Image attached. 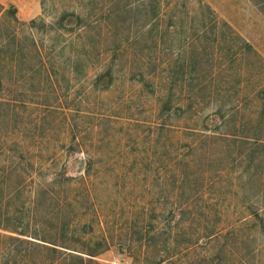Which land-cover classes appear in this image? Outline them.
<instances>
[{
    "label": "rangeland",
    "instance_id": "obj_1",
    "mask_svg": "<svg viewBox=\"0 0 264 264\" xmlns=\"http://www.w3.org/2000/svg\"><path fill=\"white\" fill-rule=\"evenodd\" d=\"M0 6V264H264V0Z\"/></svg>",
    "mask_w": 264,
    "mask_h": 264
},
{
    "label": "trees",
    "instance_id": "obj_2",
    "mask_svg": "<svg viewBox=\"0 0 264 264\" xmlns=\"http://www.w3.org/2000/svg\"><path fill=\"white\" fill-rule=\"evenodd\" d=\"M0 8H1V6H0ZM8 13L11 15V18H13V19H16L15 18V14H16V9L15 8H13V7H11V9L8 11ZM71 18V19H69V20H67V18ZM38 22H41V21H31L30 23H29V28L30 29H32V28H34V27H36L37 25H38ZM69 23V25L70 24H72V26H75V27H78L82 22H83V20H81V17L80 16H77V15H75V14H71V15H62L61 16V18L59 19V22H58V29H67V25H64V23ZM42 23V22H41ZM43 24V23H42ZM41 24V25H42ZM44 25V24H43ZM42 25V26H43ZM44 27V26H43ZM14 35V36H13ZM12 36L9 34V37H8V40H2V42H1V44H0V51H2L3 49H6V48H10V46H11V44H15V45H17V42H16V40H17V36H15V34H13ZM29 43H30V45H29V47H24V48H26L27 50H29V52H28V54L30 53V54H33V52L35 51L36 53H38V54H36V56L38 55V60H39V63H40V65H42V62H41V56H40V51H39V49H38V47H37V44H36V42L33 40V38H29ZM16 47L17 46H14L13 47V53H15L16 52ZM18 48H21V47H18ZM28 48H30V49H28ZM107 73V72H106ZM106 75H108L109 76V79H110V83H111V78H110V76H111V74L110 73H108V74H106ZM98 81H100L99 79H98ZM100 83V82H99ZM107 87V86H106ZM107 89V88H106ZM105 89V90H106ZM11 166V165H10ZM18 169V167L17 166H15V165H12V167L11 168H6V169H2V171H3V174H10L13 170H17ZM30 169L32 170V172H33V170L35 169V167H34V165L32 164V165H30ZM32 175V174H31ZM4 191H5V189H4V187L2 186H0V200H1V202H0V204L2 203V200H3V198H4ZM8 196H11V194L10 193H8ZM1 207H0V212H1ZM4 219H3V222H0V230H3V231H5V232H8V233H10V234H14V235H16L15 237H11V236H5V237H1L0 238V240H3V241H8L9 243L8 244H12L11 246H12V248L11 249H19L21 246H22V244H26L25 242L26 241H28V240H25L24 238H26L27 236H26V231H24V230H19V229H21L20 227L21 226H19L20 224H18V226H14L15 228H11L10 227V223H11V221H12V219H13V217H11V216H9V215H11V214H9V213H7V211L4 213ZM18 222H20L19 220H18ZM64 237H66V234H62V238H64ZM191 241L192 240H190V243H191ZM43 242H45V241H43ZM106 241H105V239L103 238L102 239V244H97L98 245V247L99 248H104V246H106ZM31 245L32 246H35L36 244L33 242V243H31ZM44 245H47V244H44ZM50 245V247L49 248H43V249H46L47 251H49V253L50 254H53L54 255V257H53V259L51 258V260H50V262H49V264H65V262H66V260L69 258V259H77V260H79V264H95V262H93V259H91V258H94L97 254H98V252L97 251H91L90 250V252H86L85 254L86 255H88V257L90 258V259H88V260H84L82 257L81 258H79V257H75L73 254H71V253H69V254H67V255H65L64 253H66V252H63L61 249H64V250H71V249H69V248H66L65 246H61V245H58V244H56V243H51V244H49ZM36 247L37 248H35L36 250H42L41 248H40V246H39V244H37L36 245ZM47 247V246H46ZM10 248H8L7 247V250H9L10 251ZM188 249V248H187ZM73 251V250H72ZM0 255H2V254H0ZM65 257H64V256ZM63 256V257H62ZM163 262H165V261H163ZM163 262L161 261V262H159L158 264H163ZM5 264H8V262L6 261L5 262Z\"/></svg>",
    "mask_w": 264,
    "mask_h": 264
}]
</instances>
